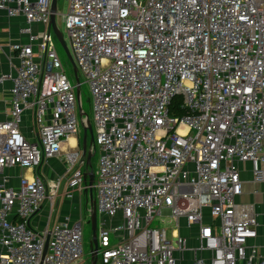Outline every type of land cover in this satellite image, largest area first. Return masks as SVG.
<instances>
[{"label": "built area", "instance_id": "obj_1", "mask_svg": "<svg viewBox=\"0 0 264 264\" xmlns=\"http://www.w3.org/2000/svg\"><path fill=\"white\" fill-rule=\"evenodd\" d=\"M51 1L0 0V11L24 17L19 32L29 37L11 44L17 65L0 73L10 83V117L0 121V264H86L83 220L32 227L56 193L40 174L17 186L4 174L39 168L82 128ZM62 19L92 96L97 213L120 221L97 222L101 264H264L250 243L254 207L236 200L237 162L251 161L264 180V0H69ZM29 111L31 139L21 130ZM64 160L65 196L88 197L82 148L70 146Z\"/></svg>", "mask_w": 264, "mask_h": 264}, {"label": "crops", "instance_id": "obj_2", "mask_svg": "<svg viewBox=\"0 0 264 264\" xmlns=\"http://www.w3.org/2000/svg\"><path fill=\"white\" fill-rule=\"evenodd\" d=\"M25 25L22 15L11 17L6 11H0V73L6 72L17 65L16 53L11 49L13 42L28 43V35L21 34L19 29ZM41 25H34L33 30H42ZM10 83L0 84V121H5L10 117ZM21 130L29 139L33 138L35 129L33 125L32 113L25 114V121ZM81 130H83L81 128ZM79 138V137H78ZM73 139L75 142H71ZM79 146L76 137H71L64 144L63 153L48 161H45L37 169L13 167L5 170L4 174L9 179V184L17 186L21 176L34 177L40 174L47 184L49 195L56 193L54 201L47 198L42 208L31 218L30 224L38 229H51L54 224L63 220L68 215L73 222L86 220L87 209L89 207L87 194L76 192L72 198H67L64 194L67 189V182L62 178L65 170L64 152L70 150V146ZM264 169V163L260 164ZM86 167V166H85ZM83 168L84 171L86 170ZM242 181V192L237 197L238 203L249 204L254 207L258 225L256 226L257 236L250 241L255 245L259 254L264 258V180L258 182L254 179V165L251 161L237 162ZM93 171L95 169L93 167ZM59 179V187L55 184Z\"/></svg>", "mask_w": 264, "mask_h": 264}, {"label": "water", "instance_id": "obj_3", "mask_svg": "<svg viewBox=\"0 0 264 264\" xmlns=\"http://www.w3.org/2000/svg\"><path fill=\"white\" fill-rule=\"evenodd\" d=\"M58 0H52L51 1V18H50V28L55 35L57 41L64 49L66 56L68 60L70 61L74 74H75V87H76V94H77V100H78V108L80 112L81 117V124L83 127V137H82V153L83 158L86 162L85 172H84V181L88 184V189H86V192L88 193V210H89V220L88 222L91 224L92 228V238L90 241V247H91V264H98V257H97V250H98V240H97V206H96V199L94 196V189L93 184L95 181V172L93 171V164L92 159L96 153V144H95V134L92 122L86 115V113L83 111L81 107V93H80V79H79V70L76 65V62L74 60V57L71 53V50L69 46L67 45L63 34L61 33L60 29L58 28L56 16L58 14ZM48 245V238L46 243V248Z\"/></svg>", "mask_w": 264, "mask_h": 264}, {"label": "rangeland", "instance_id": "obj_4", "mask_svg": "<svg viewBox=\"0 0 264 264\" xmlns=\"http://www.w3.org/2000/svg\"><path fill=\"white\" fill-rule=\"evenodd\" d=\"M57 7H58V14L56 16L57 25H58V28L60 29L61 33L63 34V37H64L67 45L70 48V40H69L68 34L66 32V29H65L64 21L62 19V13L66 14L69 10V0H58V6ZM54 36L55 35H53V37ZM54 38H56V37H54ZM55 43H56V49H57V52L59 54V57L62 60L65 72L69 76L72 83H75L76 78H75L73 67H72L70 61L68 60L64 49L62 48V46L59 44V42L56 39H55ZM79 79H80L81 106H82L83 111L86 113V115L88 116V118L92 122L94 134H95V123H94V118H93L92 96H91L90 88H89L88 83L85 81L83 75L80 72H79ZM77 107H78V104H77ZM78 118L80 121L79 108H78ZM80 126L82 127L81 123H80ZM82 129H83V127H82ZM82 137H83V130H80V132L77 134L76 138L78 139L79 147H81V148H82ZM98 156H99V154L96 151V153L92 159V164H93L95 171H97ZM86 216H87L86 220L84 219L82 221L84 262L86 264H90V261H91L90 241L92 238V228H91V224L88 222V219L90 217L88 209H87V215ZM104 221H106L108 224H111L113 226L120 224V221H113L109 217H105V216L99 214L97 217L98 225H100V223L104 222ZM97 257H98V264H101L100 255Z\"/></svg>", "mask_w": 264, "mask_h": 264}, {"label": "trees", "instance_id": "obj_5", "mask_svg": "<svg viewBox=\"0 0 264 264\" xmlns=\"http://www.w3.org/2000/svg\"><path fill=\"white\" fill-rule=\"evenodd\" d=\"M178 101H180L179 98L177 99V102H178ZM176 113H178V114H183V113H184V110H183L182 108H179V107H178V108H176Z\"/></svg>", "mask_w": 264, "mask_h": 264}, {"label": "bare ground", "instance_id": "obj_6", "mask_svg": "<svg viewBox=\"0 0 264 264\" xmlns=\"http://www.w3.org/2000/svg\"><path fill=\"white\" fill-rule=\"evenodd\" d=\"M82 107V106H81ZM71 142H75L73 139H71Z\"/></svg>", "mask_w": 264, "mask_h": 264}, {"label": "clouds", "instance_id": "obj_7", "mask_svg": "<svg viewBox=\"0 0 264 264\" xmlns=\"http://www.w3.org/2000/svg\"><path fill=\"white\" fill-rule=\"evenodd\" d=\"M89 220V219H88Z\"/></svg>", "mask_w": 264, "mask_h": 264}]
</instances>
